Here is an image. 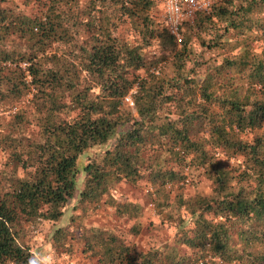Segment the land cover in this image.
I'll list each match as a JSON object with an SVG mask.
<instances>
[{"label": "trees", "instance_id": "obj_1", "mask_svg": "<svg viewBox=\"0 0 264 264\" xmlns=\"http://www.w3.org/2000/svg\"><path fill=\"white\" fill-rule=\"evenodd\" d=\"M18 1L0 0V264H33L25 224L52 222L60 245L77 209L140 214L114 184L144 181L161 209L200 170L211 194L177 199L171 245L89 227L87 248L101 264H264V0H214L178 39L155 0Z\"/></svg>", "mask_w": 264, "mask_h": 264}, {"label": "rangeland", "instance_id": "obj_2", "mask_svg": "<svg viewBox=\"0 0 264 264\" xmlns=\"http://www.w3.org/2000/svg\"><path fill=\"white\" fill-rule=\"evenodd\" d=\"M156 8L154 13L156 18L163 19V0H155ZM210 4L214 0H209ZM20 3V0L18 1ZM264 17V13L262 14ZM187 21V20H185ZM192 21V20H191ZM191 21H187L191 23ZM116 30L122 38L132 42H137L136 32L127 24L116 25ZM179 37V35H178ZM195 42V39H193ZM260 42H252L254 50H259ZM236 48L233 53H236ZM222 51L221 54H225ZM230 53V52H229ZM159 65L157 66L158 69ZM168 70L166 68L164 71ZM7 110L0 106V116H6ZM260 133V130L244 133L240 137L249 140L252 136ZM96 149H90L94 152ZM5 153L0 150V169L3 168ZM82 172L78 175L75 191L80 187ZM193 180H186L184 183H175L166 185L168 192V205H163L160 209L156 206L151 195L150 186L144 181L136 184L120 181L113 185L111 195L117 201H127L138 203L141 206V212L135 217H121L114 212V208L98 204L95 209H88L86 212L80 209L75 210L81 219L78 223H66L67 228L72 231V237L64 239L60 245H55L52 241L51 233L54 226L52 222L46 220H37L35 223L26 225L24 229L23 242L28 246L32 254L33 264H101L98 260V247L93 246L88 249L86 240L90 239L89 232L84 228L94 227L102 230H110L123 236L126 241L133 244L137 249L145 251L148 248H156L170 243L172 237L179 229V218H187L184 210L178 209L177 199L182 196H200L208 197L211 194V182L205 172L200 170L193 173ZM104 198V197H103ZM103 200V199H102ZM75 203V197L68 203L66 212L71 213L72 206ZM54 225V224H53ZM180 249L185 250L183 246Z\"/></svg>", "mask_w": 264, "mask_h": 264}, {"label": "built area", "instance_id": "obj_3", "mask_svg": "<svg viewBox=\"0 0 264 264\" xmlns=\"http://www.w3.org/2000/svg\"><path fill=\"white\" fill-rule=\"evenodd\" d=\"M209 0H163V20L169 32L178 39V26L180 21H191L194 13L209 7ZM124 101L131 107L129 96Z\"/></svg>", "mask_w": 264, "mask_h": 264}]
</instances>
